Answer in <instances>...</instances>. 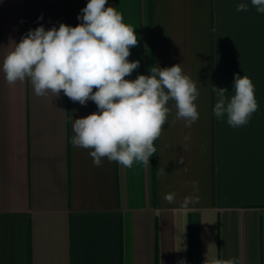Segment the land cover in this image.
I'll use <instances>...</instances> for the list:
<instances>
[{
	"label": "crops",
	"instance_id": "0c3cea01",
	"mask_svg": "<svg viewBox=\"0 0 264 264\" xmlns=\"http://www.w3.org/2000/svg\"><path fill=\"white\" fill-rule=\"evenodd\" d=\"M87 3L0 0V65L29 30L77 26ZM108 4L139 39L129 60L140 66L126 79L181 64L200 92L199 119L173 124V107L150 165L96 167L71 143L73 120L96 104L38 97L0 70V264H264V14L251 0ZM236 74L252 80L258 109L234 129L214 116L211 88L230 97Z\"/></svg>",
	"mask_w": 264,
	"mask_h": 264
},
{
	"label": "clouds",
	"instance_id": "9594fccd",
	"mask_svg": "<svg viewBox=\"0 0 264 264\" xmlns=\"http://www.w3.org/2000/svg\"><path fill=\"white\" fill-rule=\"evenodd\" d=\"M251 5L264 14V0H251ZM236 7L247 11L249 5ZM81 12L77 19L82 22L75 27L61 23L58 28L46 30L41 25L29 30L3 58L0 70L10 86L30 80L38 97L49 93L59 97L63 92L82 106L88 101L96 104V112L73 120L71 139L74 147L90 150L94 166H102L104 159L125 168L137 162L148 166L173 107V124L179 120L191 127L199 119L197 84L181 64L154 66L150 75L126 79L140 66V61L129 60L130 49L139 42L135 29L108 0H88ZM211 91L217 98L214 116L219 121L226 118L234 129L248 124L258 109L255 86L246 75H235L230 97L223 87L212 85ZM175 196L168 193L164 199L174 203ZM190 202L191 198L184 201ZM204 264L237 262L206 257Z\"/></svg>",
	"mask_w": 264,
	"mask_h": 264
}]
</instances>
